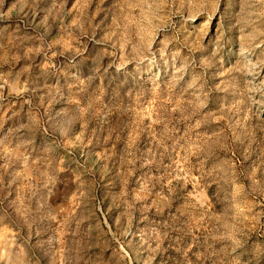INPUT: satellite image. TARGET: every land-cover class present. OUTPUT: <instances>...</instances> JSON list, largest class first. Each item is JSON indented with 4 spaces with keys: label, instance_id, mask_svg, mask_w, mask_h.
<instances>
[{
    "label": "rangeland",
    "instance_id": "rangeland-1",
    "mask_svg": "<svg viewBox=\"0 0 264 264\" xmlns=\"http://www.w3.org/2000/svg\"><path fill=\"white\" fill-rule=\"evenodd\" d=\"M0 264H264V0H0Z\"/></svg>",
    "mask_w": 264,
    "mask_h": 264
}]
</instances>
